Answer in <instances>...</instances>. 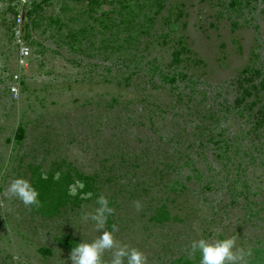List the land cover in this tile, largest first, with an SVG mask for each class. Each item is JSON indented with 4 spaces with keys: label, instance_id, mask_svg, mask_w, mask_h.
Listing matches in <instances>:
<instances>
[{
    "label": "rangeland",
    "instance_id": "rangeland-1",
    "mask_svg": "<svg viewBox=\"0 0 264 264\" xmlns=\"http://www.w3.org/2000/svg\"><path fill=\"white\" fill-rule=\"evenodd\" d=\"M40 3L20 45L0 0V264H77L104 231L102 264H200L194 241L228 238L264 264V0ZM61 175L55 211L7 193Z\"/></svg>",
    "mask_w": 264,
    "mask_h": 264
},
{
    "label": "clouds",
    "instance_id": "clouds-1",
    "mask_svg": "<svg viewBox=\"0 0 264 264\" xmlns=\"http://www.w3.org/2000/svg\"><path fill=\"white\" fill-rule=\"evenodd\" d=\"M31 1V0H30ZM7 193L12 197L19 199L24 205L39 204L37 200V191L30 186V184L23 179L14 180L8 187ZM98 202L107 204V201L101 198ZM111 211V209H108ZM113 244V237L110 232L104 231L99 240L92 243H77L76 247L72 248L69 259L76 260L77 264H102L101 249H110ZM235 241L233 238L225 240H218L214 243H209L205 239L194 241L191 248L199 250L200 264H247L245 255H251V251L247 254L239 251L233 253ZM78 254V256L76 255ZM13 259H18L13 256ZM146 258L133 249L131 255L127 260V264H145ZM113 264H121L117 259Z\"/></svg>",
    "mask_w": 264,
    "mask_h": 264
},
{
    "label": "trees",
    "instance_id": "trees-1",
    "mask_svg": "<svg viewBox=\"0 0 264 264\" xmlns=\"http://www.w3.org/2000/svg\"><path fill=\"white\" fill-rule=\"evenodd\" d=\"M8 1H9V4L7 6L8 10L12 11L13 13H16L15 5H12V3L15 0H8ZM44 1L45 0H40L39 2H36L32 0V3L30 2V5H29L31 6L32 4V6L30 7V9L29 7L27 8L26 15H28L29 17L33 15V12L35 11V9L40 6L41 4L40 2H44ZM31 24L32 25L35 24V22H33V19H31ZM23 26H25V23ZM24 39H27L26 31L24 34ZM245 94H249V92L245 91ZM20 136H22L21 129L17 135V138H20ZM76 177L78 178L79 181L81 180L82 186L77 187L75 189V192L72 195V201L78 199L81 194L86 193L90 189V186L86 182V179H88V177H82V175H80L79 173L76 174ZM67 178H68V175H61L57 179L51 180L49 183L50 187L47 190L41 187L42 184L39 185V187L37 185L33 187L38 193L37 199L39 201H43L44 199L47 198L48 201L43 204V207H47L51 211H55L59 205L64 204L68 201V195L70 194V191H69L68 184H67ZM155 218L157 219V221L165 220L167 218L166 210L163 208H159L158 213L155 215ZM178 264H194V263L193 261L184 259L182 262Z\"/></svg>",
    "mask_w": 264,
    "mask_h": 264
},
{
    "label": "built area",
    "instance_id": "built-area-1",
    "mask_svg": "<svg viewBox=\"0 0 264 264\" xmlns=\"http://www.w3.org/2000/svg\"><path fill=\"white\" fill-rule=\"evenodd\" d=\"M30 0H15L12 5H15V3L18 4V8H16V13L13 16V22H14V26H12V30L15 31V38L16 40H18L17 42L20 45H23V40H24V36L23 33L21 32V23L23 22L24 19V15L27 12V8L30 5ZM27 47L24 46H20V54L25 55L27 54ZM16 79L18 78V76H15ZM12 91H15V87H12Z\"/></svg>",
    "mask_w": 264,
    "mask_h": 264
}]
</instances>
